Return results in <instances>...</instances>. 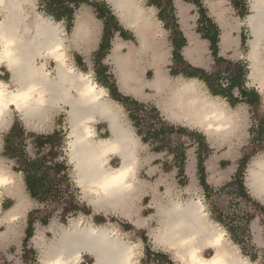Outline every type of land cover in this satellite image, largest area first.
Wrapping results in <instances>:
<instances>
[{
  "label": "bare ground",
  "instance_id": "6f19581e",
  "mask_svg": "<svg viewBox=\"0 0 264 264\" xmlns=\"http://www.w3.org/2000/svg\"><path fill=\"white\" fill-rule=\"evenodd\" d=\"M103 1L113 7L123 26L134 31L139 44L122 50L114 42L109 62L116 67L121 83L141 80L145 64L164 61L168 53L155 13L145 6L144 0ZM184 4L175 0L179 23L188 41L184 55L194 64L207 66L211 61L205 56V43L191 31L193 17ZM36 6V0H0V67H6L11 82L0 79V134L9 128L15 111L26 125L42 127L53 112L67 105L66 149L77 186L94 210H116L135 221L139 218L135 210L137 199L148 189L137 177L138 139L125 125L121 110L108 98L106 90L89 73L69 64L70 46L91 49L100 25L87 8L83 9L77 14L70 39L57 22L39 13ZM208 6L217 14L211 1ZM250 8L243 22L252 34L247 53L249 78L264 90V0H250ZM222 28L220 47L225 53L230 50L232 35L227 23ZM146 55L148 59L144 60ZM150 83L162 98L161 108L175 121L198 125L212 139L215 134L225 135L236 128L234 112L224 101L210 97L198 80L170 82L158 70ZM98 120L109 121L111 137L95 139L93 124ZM112 156L120 159L116 167L109 163ZM248 176V184L255 192L264 194V160H255ZM13 178L11 172L0 168V190L14 187L13 194L18 195L20 202L22 192L12 184ZM163 199L157 208L158 226L151 231L156 247L171 251L181 264H250L227 239L225 231L209 220L200 198L185 202ZM27 206L23 203L20 212ZM15 210L11 218L19 213V209ZM82 222L73 220L69 228L61 227L44 264H79L84 253L93 258L92 264H137L133 243L122 234L107 225ZM209 247L214 254L205 257L203 251Z\"/></svg>",
  "mask_w": 264,
  "mask_h": 264
},
{
  "label": "rangeland",
  "instance_id": "374dc122",
  "mask_svg": "<svg viewBox=\"0 0 264 264\" xmlns=\"http://www.w3.org/2000/svg\"><path fill=\"white\" fill-rule=\"evenodd\" d=\"M76 1V4L71 2L69 5L59 6L51 0H36V10L57 22L67 37L71 39L77 14L87 8L101 26L98 45L95 47L94 43L92 49L88 51L83 45L70 46L69 58L76 70L91 74L99 85H113L115 78L111 71L114 69L108 59L110 51L99 49L103 32L106 29L112 34L109 39L110 45L118 37L128 44L135 45L138 44V39L132 31L121 24L106 1ZM148 1L144 0L145 6L154 11L163 36L162 40L166 42L170 49L169 53H171L174 47L172 40L177 41L174 36V23L166 8L150 5ZM181 2L185 3L190 14L195 17L191 23V31L198 39L206 42L205 56L211 61L208 66L195 64L202 69L203 76L208 77L206 85L209 86L210 91L203 83L202 87L210 96H220L218 98L234 112L236 121L234 133L226 134L222 142L217 141L215 137V143L200 130L167 122L150 103L138 105L130 100L120 102L127 121L133 127L143 146L140 153L141 163L138 177L148 189L137 201L140 210L139 219L143 224L136 226L116 210L108 212L94 210L85 198L84 191L76 185L70 164L71 188L67 189L66 186L61 185L57 189H45L43 193L49 194H44L43 199L33 198L27 189L24 174L17 171L15 159L6 154V136L13 128H16V146L23 148L25 154L31 159L47 156L46 167L52 168L64 157L68 160L67 114L64 109L52 115L46 125L35 128L26 125L17 112L13 113L11 125L0 134V168L13 175L15 181L13 180L12 184L21 189L22 201L19 202L18 195L13 194L14 187L0 190V264H44L46 254L59 230L63 226L69 228L73 220L83 221L82 224L85 225L88 223L95 226L107 225L115 232L122 234L126 240L133 243L137 253V264H168L169 261L173 264H181L180 259H177L171 251L157 248L150 236L151 229L158 226L157 208L162 198L166 200L175 198L183 202L191 198H200L210 219L225 231L227 238L240 249L242 256L250 264H264V245H258L254 233L256 227L262 231L264 236V203L248 184V175L253 161L264 160V90L249 81L247 46L241 45L236 49L240 51L238 53L223 54L220 52L219 55L224 57L223 61L214 58L209 49L210 43L204 37L209 29L207 25L200 22V7L194 3V0H181ZM211 2L217 13L223 12L225 19L230 22L241 21L248 14L246 7L236 12V0H211ZM99 4L102 7L98 6ZM68 7L74 9L73 21L70 19ZM162 9L160 18L159 13ZM59 15L60 19L57 17ZM219 16L222 17L221 14ZM243 32L245 40H248L250 33L246 26L243 27ZM176 62L175 66L168 65V67H176L174 73L181 71L185 75L192 73L180 60L176 59ZM180 62L181 65H178ZM145 74L148 79L153 76L149 68L145 70ZM182 77L184 75H180L179 79ZM0 79L10 82V74L4 67H0ZM232 81L236 82L238 87L229 90L224 85ZM242 87L250 93L247 98L241 95ZM253 91H257V97L252 95ZM215 93H220V95ZM55 130L61 131V135L40 147L38 137L51 135ZM96 130L100 137L110 136L106 124H97ZM60 137L63 139L61 144ZM58 151H62L63 154L53 156L52 153H58ZM188 155L189 157L195 156L196 160L198 155L204 158L208 188H204L201 184L197 164L194 172H188ZM211 160L215 161V166L219 169L216 179L211 178L207 167ZM111 164L118 166L119 159L112 158ZM48 172L49 177L53 176L52 169ZM227 173L233 175V180L237 178L243 181L245 189L241 190L238 186H231L228 176L223 175ZM23 203L28 206L26 210L20 212ZM15 209H19L17 211L19 213L14 219L11 216L15 214ZM30 222L33 223V232L32 236L27 239ZM212 254L213 251H205L206 257ZM92 261L93 258L84 253L79 264H92Z\"/></svg>",
  "mask_w": 264,
  "mask_h": 264
},
{
  "label": "crops",
  "instance_id": "0c3cea01",
  "mask_svg": "<svg viewBox=\"0 0 264 264\" xmlns=\"http://www.w3.org/2000/svg\"><path fill=\"white\" fill-rule=\"evenodd\" d=\"M209 1H211V0H209ZM107 2V1H106ZM201 3L203 4V7H204V9H206V11H207V16L210 18V19H212V21L217 25V27H218V30H219V42H218V48H219V52H218V57H220V58H222L223 60H224V57H221L220 55H219V53L221 52L222 53V51H221V47H220V44H221V37H222V32H223V28H222V26H223V24L224 23H227L229 26H230V28H231V35H232V40H231V47H230V50L228 51V52H225V53H223V54H228V53H238V52H240V51H236V49H238L241 45H246L247 46V48H248V51H247V53L249 52V47H248V42H249V40H250V38L248 39V40H245V34H244V32H243V27L244 26H246V24L245 23H243L244 22V20L246 19V17L249 15V13L251 12V8H250V0H236V2H235V10H236V12H239L241 9H243V8H248V14L243 18V20H241V21H236V20H234L233 22H230V21H227L226 19H225V17H224V14H223V12H218L217 14H213L212 12H211V9H210V7H208V2H207V0H202L201 1ZM109 4V3H108ZM110 5V4H109ZM111 6V5H110ZM174 6H175V1H174ZM175 8H176V6H175ZM112 9H113V7H112ZM217 11V10H216ZM219 14H221L222 16H223V18H221L220 16H219ZM191 16L193 17V19H195V17L191 14ZM176 17H177V19H178V10H177V15H176ZM193 19H192V21H193ZM192 21H191V23H192ZM225 21V22H224ZM55 22V21H54ZM221 22V23H220ZM242 22V24H240ZM60 23V22H59ZM75 23H76V19H75ZM178 25H180V23H179V19H178ZM126 29H128V30H130V31H132V29H130V28H128V27H126V26H124ZM192 27V26H191ZM247 27V26H246ZM74 28H75V25H74ZM74 28H73V31H74ZM179 28H180V31L183 33V31H182V26L180 25L179 26ZM248 28V27H247ZM191 29V28H190ZM249 30V29H248ZM121 32V31H120ZM133 33H134V31H132ZM249 33H250V37L252 36V34H251V32L249 31ZM72 34H73V32H72ZM100 34H101V26H100V33H99V36H98V39H97V41H96V43H95V47H97V45H98V42H99V38H100ZM103 35H104V32H103ZM103 35H102V41H103ZM183 35H184V33H183ZM134 36H136L135 34H134ZM184 37H185V35H184ZM186 38V37H185ZM206 39V38H205ZM200 40V39H199ZM207 41H209L208 39H206ZM203 41V40H202ZM114 42L115 43H119L120 44V46H121V48H122V50L123 49H127V48H129V46H135V47H137L139 44H137V45H135V44H133V43H131V44H128L126 41H124V40H122L120 37H118V38H116L112 43H111V48L108 50V51H110V53L112 52V50L114 49ZM138 42V41H137ZM164 42V44H165V48L168 50V53H167V56H166V58L164 59V61H159V62H157V63H155V64H151L150 63V65H147V64H145V66H144V68H143V71H141V73H140V76L142 77V79L141 80H136V81H127V82H124V83H121L120 82V80H119V78H118V75H117V69H116V67L115 66H113L111 63V65H112V67H113V69L114 70H112L111 72H112V75L114 76V78H115V81H114V84H115V86H116V88H117V90H118V93L121 95V97L122 98H126L127 100H130V101H132V102H134L135 104H138V105H141V104H146V103H150V104H152V105H154L155 106V108H156V110H158V112H160L161 113V115H162V117L164 118V120H166L167 122H169V123H172V124H179V125H182V126H186V127H189V128H193V129H197V130H200L202 133H204V134H206L209 138H210V136L208 135V133L205 131V129H202V127H199L198 125H194V124H187V123H185L184 121H175L174 119H172L171 117H169L168 116V113H166V112H164L163 111V109L161 108V104H160V102H161V100H162V98L157 94V92H156V90L152 87V85H151V83H150V81L153 79V77H154V73L155 72H157L158 70H160L161 71V73L162 74H164L166 77H168V80L170 81V82H174V80L175 79H179V77H180V75H184V77H182V78H180V79H189V80H198L199 82H200V84H201V87L203 86V84L204 85H206L208 82V80L206 81V79L205 78H201V74H198V73H196L194 70L195 69H198V70H202V69H200V67H198V65H195L194 63H192L191 61H189L186 57H185V55H184V50H185V48L187 47V45H188V41H187V38H186V45L181 49V51H180V54H181V56L183 57V60L186 62V63H184V62H182L183 63V65L184 66H186L188 69L187 70H190L192 73L191 74H189V73H186V75L183 73V71H181V72H178L177 74L176 73H174L173 71L175 70V68L176 67H168V65L170 66H175V65H177V62H176V60L174 59V47L171 49V53H169V48H168V46H167V44H166V42L165 41H163ZM205 44H204V47H205V45H206V42L205 41H203ZM127 43V44H126ZM172 43H173V40H172ZM209 43H210V47H211V42L209 41ZM102 44V42L100 43V45ZM100 45H99V49H100ZM209 47V49H210V51H211V48ZM206 48V47H205ZM92 49V48H91ZM86 51H87V48L85 49ZM109 53V54H110ZM206 53H207V48H206ZM211 53H212V51H211ZM213 55V54H212ZM109 56V55H108ZM70 57V56H69ZM142 57V56H141ZM214 57V56H213ZM215 58V57H214ZM246 58H247V54H246ZM143 59L144 60H147L148 59V56L146 55V56H143ZM248 60V59H247ZM187 61H189V63L187 62ZM150 62H151V60H150ZM211 63V62H210ZM69 64L70 65H72L73 67H74V69H75V66H74V64L71 62V60H70V58H69ZM178 65H181V62H180V64L178 63ZM208 66V65H207ZM54 67H55V64L54 63H52V65H51V71H54ZM146 67V68H145ZM4 68H6V67H4ZM147 68H149L152 72H153V76H152V78L151 79H148V78H146V74H145V70L147 69ZM249 68V67H248ZM76 70V69H75ZM8 71V70H7ZM79 71V70H78ZM82 72V71H81ZM249 72H250V70H249ZM174 73V74H173ZM10 74V73H9ZM91 75V74H90ZM92 77V76H91ZM185 77H189V78H185ZM248 78H249V74H248ZM94 80V79H93ZM143 80V81H142ZM2 81V80H1ZM95 81V80H94ZM144 81H146V82H144ZM249 81H250V83H252V81L250 80V78H249ZM4 82V81H3ZM96 82V81H95ZM5 83H11V82H5ZM97 83V82H96ZM203 83V84H202ZM98 84V83H97ZM136 84V85H135ZM253 84V83H252ZM99 85V84H98ZM229 85H230V83H229ZM254 85H256V84H254ZM99 86H101V85H99ZM256 86H258V85H256ZM105 90H106V92H107V96H108V98L109 99H111L112 101H114L116 104H117V106L119 107V109L121 110V112H122V115H123V119H124V121H125V125L133 132V134H134V136L136 137V139H138V142H139V150H138V157L140 158V153H141V150H142V144H141V142H140V140H139V137L136 135V133H135V131H134V129H133V127L129 124V122L127 121V119H126V117H125V113H124V110L122 109V107H121V105L119 104L120 102H124L125 100H121V101H119V100H116L114 97H112V94H111V90H110V88L108 87V86H106V85H103L102 86ZM135 87V88H134ZM206 87H207V89L210 91V88H209V86H207L206 85ZM236 88L238 87V86H235ZM234 87V88H235ZM259 87V86H258ZM203 88V87H202ZM204 89V88H203ZM242 90H245L246 92H249L247 89H245L244 87H242ZM206 91V90H205ZM253 92H255V93H257V91H253ZM207 93V92H206ZM208 94V93H207ZM258 94V93H257ZM110 95V96H109ZM209 95V94H208ZM216 95H220V94H216ZM242 95V94H241ZM210 96V95H209ZM210 97H213V98H218V97H220V96H210ZM243 97V96H242ZM248 96H245V98H247ZM227 98V97H226ZM65 106V107H64ZM160 107V108H159ZM64 108H65V111H67V109H68V106L67 105H65V104H63L62 105V109L61 110H58V111H55V112H53L54 114H57L58 112H60V111H62V110H64ZM15 112H17V111H15ZM14 112V113H15ZM18 113V112H17ZM51 114L50 115V120H51V117H52V115H54V114ZM166 113V114H165ZM19 114V113H18ZM66 114H67V112H66ZM20 115V114H19ZM13 118V117H12ZM234 118H235V115H234ZM12 121H13V119H12ZM67 121H68V115H67ZM184 122V123H183ZM12 123V122H11ZM11 123H10V125H11ZM109 123V121H106V120H98L96 123H94L93 124V128H94V131H95V133H96V137H95V139H107V138H109V137H111V135H112V133H111V125H110V123ZM128 123V124H127ZM97 124H106V126H107V130H108V132H109V134H110V136H108L107 138H103V137H100V136H98V133H97V130H96V125ZM9 125V126H10ZM95 125V126H94ZM68 127H69V123H68ZM35 128H37V127H35ZM236 129V128H235ZM235 129H233L232 131L233 132H231V131H228L227 132V134H231V133H234V131H235ZM160 130H162V129H160ZM226 135V134H225ZM225 135H220V134H215V136H213L214 137V139H212V138H210V140H212V142H215V137H217V141H219V142H222L223 140H225ZM100 137V138H99ZM216 143V142H215ZM112 158H117V159H119L118 157H116V156H112L111 158H110V161H109V163L111 164L112 163ZM188 159H189V164H188V167H187V170H188V172H194V169L196 168L195 166H196V164H197V170H198V159L196 160V158H195V156H191V157H189V155H188ZM255 161V160H254ZM253 161V162H254ZM69 162V161H68ZM210 162H212V163H210ZM209 163H208V170H209V172H210V175H211V178H217L218 177V174H219V169L215 166V161L214 160H211ZM119 163H120V159H119ZM140 163H141V160L139 159V165H138V169H137V177H138V172H139V169H140ZM70 164V163H69ZM253 164V163H252ZM71 165V164H70ZM112 165V164H111ZM113 166V165H112ZM114 167H116V166H114ZM231 173V172H230ZM230 173H227V174H223V175H226V176H228V182L230 183V182H232V180H233V178H232V176L233 175H230ZM139 178V177H138ZM142 182V181H141ZM76 183V182H75ZM77 185V184H76ZM208 185H209V183H208ZM251 187V186H250ZM252 188V187H251ZM252 190H253V192L255 193V194H257V196L258 197H260V200H261V202H263L264 203V194H258L257 192H255V190L252 188ZM147 190H145L139 197H138V199L139 198H141L144 194H145V192H146ZM152 194H155V193H152ZM167 196H169L170 194L167 192ZM138 199H137V201H138ZM163 199V198H162ZM162 199H160V201L162 200ZM175 199V198H174ZM199 199V198H198ZM164 201H166V198H164L163 199ZM178 200H180V199H178ZM201 200V199H200ZM181 201V200H180ZM203 203V202H202ZM205 206V205H204ZM139 208V206L137 205L136 207H135V210H136V212H140V210L138 209ZM205 211H206V209H205ZM206 213H207V211H206ZM138 214V217H139V213H137ZM207 215L209 216V214L207 213ZM209 218V220H211L210 219V217H208ZM126 219H128V220H130V221H132L131 219H129V218H127L126 217ZM211 221H213V220H211ZM148 222V221H147ZM214 222V221H213ZM132 223H134L136 226H141L142 224H143V222H141V220L138 218V219H136L135 221H132ZM215 223V222H214ZM217 224V223H216ZM218 225V224H217ZM219 226V225H218ZM220 227V226H219ZM151 231H152V229H151ZM254 233H255V239H256V242L258 243V245L259 246H263L264 245V236H263V234H262V231L261 230H259L258 228H254ZM226 234V233H225ZM150 236H151V232H150ZM226 237H227V235H226ZM151 238H152V236H151ZM227 239H229V238H227ZM153 240V239H152ZM154 242V241H153ZM231 242V241H230ZM231 244H232V242H231ZM155 245V244H154ZM234 245V244H233ZM235 246V245H234ZM236 247V246H235ZM158 248V247H157ZM160 248V247H159ZM237 248V247H236ZM238 250H239V252H240V254H241V251H240V249L239 248H237ZM207 250H210V251H213V254H214V250L212 249V248H207V249H205L204 251H203V255L205 254V251H207ZM212 254V255H213ZM211 255V256H212ZM205 256V255H204ZM241 256H242V254H241ZM206 257V256H205ZM210 257V256H209ZM244 258V257H243ZM246 259V258H245Z\"/></svg>",
  "mask_w": 264,
  "mask_h": 264
},
{
  "label": "trees",
  "instance_id": "16d2710c",
  "mask_svg": "<svg viewBox=\"0 0 264 264\" xmlns=\"http://www.w3.org/2000/svg\"><path fill=\"white\" fill-rule=\"evenodd\" d=\"M52 3L58 4L59 6H63L64 4L69 5L71 2H75L76 0H51ZM202 0H194V3H196L200 7L201 12V19L200 22L203 25H207L208 29L207 33L204 34V37L208 39L211 42V51L215 58H217L219 61H223L222 58L218 57V42H219V30L217 25L207 16V11L204 9L203 4L201 3ZM150 5H154L156 7H164L168 10V14L170 15L171 20L174 23V36L177 39V41L173 40V46H174V59H178L181 62L186 63L183 60V57L180 54L181 49L186 45V38L184 37L183 33L180 31L179 25H178V19L176 17V9L174 6V0H149L148 1ZM105 5V3H104ZM102 7L100 4L98 5ZM69 16L71 21L74 20V9H70L68 7ZM163 9L160 11L159 16L162 17ZM60 19V15L57 16ZM112 37V34L105 29L104 35H103V41L100 45V51H103L104 49L109 50L111 48L109 39ZM106 43V44H105ZM196 73L201 74V78H205L206 81L208 80V77L203 76L204 72L200 71L198 69L194 70ZM174 74V73H173ZM237 85L236 82L232 81L230 85L228 86L229 90L233 89ZM111 90L112 97H114L116 100H127L126 98H122L121 95L118 93V90L113 85L106 84ZM220 94V93H215ZM241 94L243 97L248 96L250 93L246 92L245 90L241 91ZM253 96L257 97V93L253 92ZM236 100V99H235ZM234 100V101H235ZM264 127V125H263ZM15 129L13 128L12 131L6 136V154L15 159L17 164V171L21 172L25 176V182L27 185V189L31 196L36 199H43V195H47L49 193H43V190H50L54 188H58L61 185L66 186L67 189L72 187V180L70 177V170L71 166L69 165L68 160L66 157L62 159V161L56 163L52 168H47V156H41L35 159L29 158L26 154L23 148H18L16 146V138L17 135L15 134ZM262 131V130H261ZM61 131L55 130L53 134L48 136H39V146L42 147L45 143L50 142L54 138L61 135ZM154 135V134H152ZM62 137H60L59 141L60 144L62 143ZM53 156H56L58 154H63L62 151H58V153H52ZM53 170V176L49 177V170ZM40 171V172H39ZM198 173L200 177L201 184L204 188H208L209 185L206 181V169L204 165V158L201 155H198ZM56 183V184H55ZM231 186H238L241 190H244V184L243 181H239L237 178H235L231 183ZM33 232V223H29V227L27 230V239H29L32 236ZM168 264H173L171 261L168 262Z\"/></svg>",
  "mask_w": 264,
  "mask_h": 264
},
{
  "label": "built area",
  "instance_id": "2783aa9c",
  "mask_svg": "<svg viewBox=\"0 0 264 264\" xmlns=\"http://www.w3.org/2000/svg\"><path fill=\"white\" fill-rule=\"evenodd\" d=\"M225 87H228L229 86V84H227V85H224Z\"/></svg>",
  "mask_w": 264,
  "mask_h": 264
},
{
  "label": "snow or ice",
  "instance_id": "6c2138e0",
  "mask_svg": "<svg viewBox=\"0 0 264 264\" xmlns=\"http://www.w3.org/2000/svg\"><path fill=\"white\" fill-rule=\"evenodd\" d=\"M145 203H147V201Z\"/></svg>",
  "mask_w": 264,
  "mask_h": 264
},
{
  "label": "water",
  "instance_id": "95a60500",
  "mask_svg": "<svg viewBox=\"0 0 264 264\" xmlns=\"http://www.w3.org/2000/svg\"><path fill=\"white\" fill-rule=\"evenodd\" d=\"M108 3V2H107Z\"/></svg>",
  "mask_w": 264,
  "mask_h": 264
}]
</instances>
